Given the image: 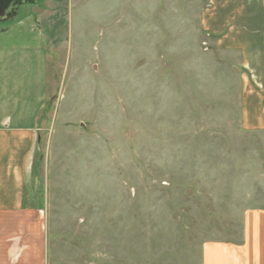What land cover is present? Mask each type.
I'll return each instance as SVG.
<instances>
[{
	"label": "rangeland",
	"instance_id": "obj_1",
	"mask_svg": "<svg viewBox=\"0 0 264 264\" xmlns=\"http://www.w3.org/2000/svg\"><path fill=\"white\" fill-rule=\"evenodd\" d=\"M246 2L48 1L45 264H202L242 240L264 210V57L234 39L264 34V1Z\"/></svg>",
	"mask_w": 264,
	"mask_h": 264
},
{
	"label": "crops",
	"instance_id": "obj_2",
	"mask_svg": "<svg viewBox=\"0 0 264 264\" xmlns=\"http://www.w3.org/2000/svg\"><path fill=\"white\" fill-rule=\"evenodd\" d=\"M48 1L13 6L15 15L0 22V264L46 262L45 212L34 203L29 174L50 95L47 25L54 13ZM234 39L244 43L245 57H264V34ZM243 219L242 240L205 243L202 264H264V210L247 211Z\"/></svg>",
	"mask_w": 264,
	"mask_h": 264
},
{
	"label": "flooded vegetation",
	"instance_id": "obj_3",
	"mask_svg": "<svg viewBox=\"0 0 264 264\" xmlns=\"http://www.w3.org/2000/svg\"><path fill=\"white\" fill-rule=\"evenodd\" d=\"M30 2L31 0H0V22L7 20L9 15L12 16L13 13L15 14L12 10L13 6L19 7L30 4Z\"/></svg>",
	"mask_w": 264,
	"mask_h": 264
},
{
	"label": "trees",
	"instance_id": "obj_4",
	"mask_svg": "<svg viewBox=\"0 0 264 264\" xmlns=\"http://www.w3.org/2000/svg\"><path fill=\"white\" fill-rule=\"evenodd\" d=\"M38 1H41V0H31L30 3H37Z\"/></svg>",
	"mask_w": 264,
	"mask_h": 264
}]
</instances>
